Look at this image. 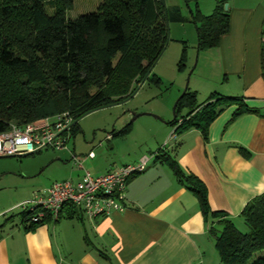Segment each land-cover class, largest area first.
Listing matches in <instances>:
<instances>
[{
    "label": "crops",
    "instance_id": "1",
    "mask_svg": "<svg viewBox=\"0 0 264 264\" xmlns=\"http://www.w3.org/2000/svg\"><path fill=\"white\" fill-rule=\"evenodd\" d=\"M215 1L199 0L196 10L210 15ZM219 1L227 4L228 29L217 46L196 53V75L222 96L243 99L255 113L232 118L235 106L221 110L208 124L205 141L196 129L175 137L167 122L154 118L146 123L141 142H135L134 153L125 142L131 133L120 137L112 131L106 139L111 155L102 149L92 159L86 157L91 150L83 156L76 155L74 145L70 148L71 134L67 150L50 159L62 169L61 181L54 182L81 177L72 157L81 165L93 160V171L100 176L149 156L145 170L126 184L125 211L92 221L82 216L79 221L45 222L28 233L21 226L9 230L7 221L0 231V264H218L209 228L219 232V219L202 217L196 199L155 156L157 151L169 155L184 174L197 178L210 212L222 214L233 227L241 222L237 214L247 201L264 192V37L259 34L264 0ZM174 6L186 19L183 7ZM172 25L170 42L192 43V24Z\"/></svg>",
    "mask_w": 264,
    "mask_h": 264
},
{
    "label": "trees",
    "instance_id": "2",
    "mask_svg": "<svg viewBox=\"0 0 264 264\" xmlns=\"http://www.w3.org/2000/svg\"><path fill=\"white\" fill-rule=\"evenodd\" d=\"M181 1L189 17L183 18L178 7H166L167 24H192L196 53L213 49L228 29V11L223 10L226 1L216 0L208 16L196 10L199 0ZM72 6L71 0H0V133L9 131L11 125H37L68 112L74 123L73 136L77 121L89 113L126 101L143 82L160 84L150 73L167 35L157 0H101L95 12L71 21L65 13ZM260 31L264 37V17ZM185 48L182 44L179 71L186 61ZM175 102L174 119L167 122L172 134L178 137L196 129L204 141L208 124L221 110L235 106L232 118L255 113L234 96L213 94L197 105L195 92L187 89ZM182 110L184 115L179 114ZM129 126L116 135L126 136ZM237 151L246 157L245 151ZM157 154L156 160L196 199L200 215L219 219V232L209 228L218 264H264V192L248 200L237 214L246 229L240 233L222 214L210 212L205 188L197 178L184 174L169 155ZM63 209L57 220L79 221L83 216L71 206ZM32 214L28 210L18 213L24 233L45 224H27ZM12 219H5L0 231Z\"/></svg>",
    "mask_w": 264,
    "mask_h": 264
},
{
    "label": "rangeland",
    "instance_id": "3",
    "mask_svg": "<svg viewBox=\"0 0 264 264\" xmlns=\"http://www.w3.org/2000/svg\"><path fill=\"white\" fill-rule=\"evenodd\" d=\"M71 1L73 6L70 11L65 13V16L67 20L72 21L86 13L95 12L101 0ZM164 3L165 8L180 4L181 8L183 7L181 9L183 16L186 19L189 17L187 8L184 7L181 0H164ZM225 5L227 4L225 3ZM192 6L190 4V9ZM166 25L167 41L165 47L159 59L154 62L150 72L157 77L160 84L157 86L143 82L135 89L133 97L120 104L117 103L111 107L93 111L79 119L75 134L71 141L68 142L70 148L74 145L76 155L85 156L91 150L92 154L98 157L97 155L102 149L107 156L111 155L110 148L108 149L110 143L106 140V135L109 136L112 131L115 134V132L127 125L131 119V114L139 117L130 122L128 133L131 134L130 138L126 139L125 142H127L128 147L133 148L134 151L132 152L134 153L135 142H141L146 123L151 122L150 120L154 119L152 118L153 116L158 117V122L161 123H166L173 119L172 108L184 88L188 92H195L197 105H202L206 102V98L210 95L217 94L222 96L220 90L209 89L203 84V81L197 78L196 73H198L199 66L196 61V50H194L195 31L192 36V43H188L187 46L184 44L186 46V61H184V66L179 71L177 61L180 57L182 43L170 42V26L171 30H173L174 25L171 23L167 24V22ZM209 91L212 92L209 94ZM184 112L182 110L179 114L184 115ZM97 145H100L101 149H97ZM55 154L56 151L52 149H43L38 151V153L28 154L23 157H0V214L2 213L0 215V225L5 219L13 218L12 221H8V229L15 230V228L20 227L18 213L22 212L23 204L31 199V195L40 192V190L48 189L54 181H61L62 169H60V165H58V162L50 160ZM68 165L74 164L70 161ZM82 166L84 171L92 175L96 174L92 168L93 160L82 163ZM235 228L240 233H246V229L241 222L236 224Z\"/></svg>",
    "mask_w": 264,
    "mask_h": 264
},
{
    "label": "built area",
    "instance_id": "4",
    "mask_svg": "<svg viewBox=\"0 0 264 264\" xmlns=\"http://www.w3.org/2000/svg\"><path fill=\"white\" fill-rule=\"evenodd\" d=\"M73 124L69 113L63 112L45 118L37 125L26 124L21 128L11 125L9 131L0 133V157H23L43 149L63 152L67 150L66 142L71 137ZM106 139L109 140L110 136H106ZM86 157L92 159V152ZM72 160L76 168L82 170L81 177L76 182H53L48 189L32 194L21 208V211L33 212L27 224L54 223L63 215L66 206L80 211L87 221L124 212L123 191L126 184L129 178L145 170L149 158L143 156L135 165L119 166L100 176L84 171L75 157Z\"/></svg>",
    "mask_w": 264,
    "mask_h": 264
},
{
    "label": "water",
    "instance_id": "5",
    "mask_svg": "<svg viewBox=\"0 0 264 264\" xmlns=\"http://www.w3.org/2000/svg\"><path fill=\"white\" fill-rule=\"evenodd\" d=\"M157 3H158V5L160 6V7H162V12L164 13V19H165V25H166V22H167V20H166V12L164 11V9H165V3H164V0H157ZM225 7H226V5L224 6V8H223V10H225ZM166 28H167V25H166ZM165 38H166V36H165ZM166 41H167V38H166ZM166 44V43H165ZM145 77V76H144ZM146 78V77H145ZM144 80V79H143ZM184 91H185V88H184ZM183 91V92H184ZM131 97H133L132 95H131ZM130 97V98H131ZM174 108H175V104H174V106H173V108H172V112H174ZM171 112V113H172ZM139 116L138 115H132L131 114V119H130V121H129V123L131 122V121H134L135 119H137ZM152 118H155V119H157L158 121H159V119H158V117H152ZM173 119H174V115H173ZM172 119V120H173Z\"/></svg>",
    "mask_w": 264,
    "mask_h": 264
}]
</instances>
